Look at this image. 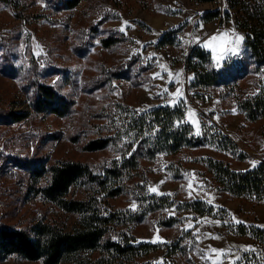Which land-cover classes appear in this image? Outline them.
Masks as SVG:
<instances>
[{"label":"rangeland","instance_id":"374dc122","mask_svg":"<svg viewBox=\"0 0 264 264\" xmlns=\"http://www.w3.org/2000/svg\"><path fill=\"white\" fill-rule=\"evenodd\" d=\"M65 2L0 0V226L29 228L47 220L72 227L79 216L38 191L50 173L31 179L25 162L43 158L49 168L73 160L103 172L133 152L131 135H116L133 114L180 105L200 142L175 154L140 157L138 175H127L123 191L103 200L108 212L133 216L115 223L110 238L157 244L137 257L139 264H236L247 252L264 253L251 233L237 229L264 228V201L225 190L208 162L223 160L247 171L264 161V117L251 119L242 105L264 86V65L246 44L237 13L227 21L204 20L209 10L232 12L229 0H82L72 7ZM111 37L115 41L107 45ZM237 37L243 39L235 45ZM197 46L210 53L217 70L229 72L226 81L196 83L190 65ZM224 47L238 51L217 59ZM39 84L72 100L71 112L35 110ZM15 113L27 115L13 120ZM107 135L116 137L105 148L86 149ZM94 186L81 182L69 197L85 199ZM139 193L147 199L140 202ZM151 194L170 196L175 204L148 208ZM193 200L214 205V213L201 215L184 205ZM0 264L44 263L8 255Z\"/></svg>","mask_w":264,"mask_h":264},{"label":"trees","instance_id":"16d2710c","mask_svg":"<svg viewBox=\"0 0 264 264\" xmlns=\"http://www.w3.org/2000/svg\"><path fill=\"white\" fill-rule=\"evenodd\" d=\"M65 1L67 6L72 7L82 0ZM229 3L232 12L228 9L223 15L221 9L209 10L204 14V20L211 21L222 16L227 21L233 12L237 13L238 25L246 33V44L257 62L264 65V0H229ZM114 41L111 37L104 42L111 45ZM191 57L190 68L196 74L198 85L212 86L226 81L229 76V72L214 67L210 53L204 48L197 46ZM34 101L35 110L58 115L71 112L73 105L66 95L45 84H39L36 88ZM242 105L251 119L264 117V86L259 93L244 100ZM26 115L15 113L10 118L21 120ZM185 118V110L180 105L158 106L133 114L116 131V135H131L129 149L134 148L133 152L114 159L100 173H94L89 164L80 161L59 160L49 168L43 158L26 161L22 167L31 179L38 180L47 172L50 173L49 180L39 187V193L60 209L75 213L79 218L72 227L47 220H40L29 228L0 226V257L17 255L28 260H42L44 264H139L137 257L157 249V244L132 243L131 238L125 235L120 240L110 238L112 226L122 222L125 217L108 212L102 203L123 191L127 175H138L140 157L150 159L161 153L175 154L200 142L194 135L192 124ZM115 137L107 135L95 138L87 143L86 149H103ZM227 139L228 137H224V140ZM208 162L215 178L225 190L238 196L247 195L264 201V161L247 171L235 170L223 160L209 158ZM81 182L95 185L90 196L85 199L69 197L71 188ZM101 193L107 198H99ZM145 198V194L139 193L140 202ZM149 200L152 201V206L147 207L153 209L175 204L167 195L151 194ZM184 205L201 215L213 214L215 211V206L204 200H193ZM128 218L132 220L133 216ZM237 229L240 234L251 233L264 251V228L239 224ZM263 259L264 253L247 252L236 264H259L263 263Z\"/></svg>","mask_w":264,"mask_h":264},{"label":"snow or ice","instance_id":"6c2138e0","mask_svg":"<svg viewBox=\"0 0 264 264\" xmlns=\"http://www.w3.org/2000/svg\"><path fill=\"white\" fill-rule=\"evenodd\" d=\"M222 35L226 36L227 34H222ZM211 39L213 41H215V40H217V37L214 36ZM242 39H243V37H237L234 41H232V43H234L235 45H238ZM206 46H211V44L206 45ZM213 50L215 51V49H213ZM237 51H238V49L234 48V47H224L221 49L220 56L217 57V59H222V58H224V56H227L229 53L235 54Z\"/></svg>","mask_w":264,"mask_h":264}]
</instances>
